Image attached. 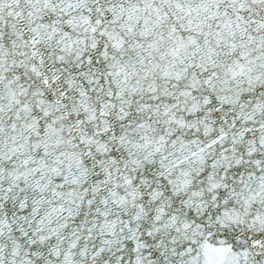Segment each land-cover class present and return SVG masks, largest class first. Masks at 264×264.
<instances>
[{
  "label": "snow or ice",
  "instance_id": "6c2138e0",
  "mask_svg": "<svg viewBox=\"0 0 264 264\" xmlns=\"http://www.w3.org/2000/svg\"><path fill=\"white\" fill-rule=\"evenodd\" d=\"M0 264H264V0H0Z\"/></svg>",
  "mask_w": 264,
  "mask_h": 264
}]
</instances>
